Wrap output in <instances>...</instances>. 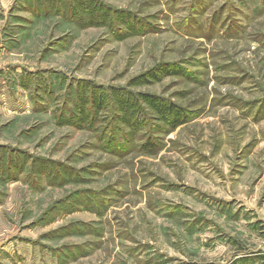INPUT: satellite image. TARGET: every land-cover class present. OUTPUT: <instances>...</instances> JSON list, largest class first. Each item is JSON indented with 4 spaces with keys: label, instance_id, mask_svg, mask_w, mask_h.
<instances>
[{
    "label": "rangeland",
    "instance_id": "rangeland-1",
    "mask_svg": "<svg viewBox=\"0 0 264 264\" xmlns=\"http://www.w3.org/2000/svg\"><path fill=\"white\" fill-rule=\"evenodd\" d=\"M0 264H264V0H0Z\"/></svg>",
    "mask_w": 264,
    "mask_h": 264
},
{
    "label": "trees",
    "instance_id": "trees-1",
    "mask_svg": "<svg viewBox=\"0 0 264 264\" xmlns=\"http://www.w3.org/2000/svg\"><path fill=\"white\" fill-rule=\"evenodd\" d=\"M170 110H174V107H169Z\"/></svg>",
    "mask_w": 264,
    "mask_h": 264
}]
</instances>
